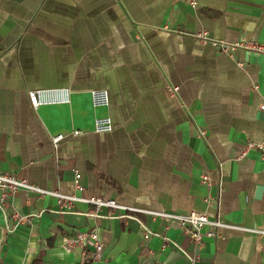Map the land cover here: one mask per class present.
<instances>
[{
	"label": "crops",
	"instance_id": "0c3cea01",
	"mask_svg": "<svg viewBox=\"0 0 264 264\" xmlns=\"http://www.w3.org/2000/svg\"><path fill=\"white\" fill-rule=\"evenodd\" d=\"M203 30L264 44V0H0V172L143 211L94 217L87 203L20 191L0 205V264H264V236L229 228L204 237L192 262L177 223L145 212L264 229V159L257 149L239 157L264 142V54L220 53L192 37ZM36 90L51 91L37 108ZM97 118L112 130L95 132ZM90 230L104 243L99 261L63 249Z\"/></svg>",
	"mask_w": 264,
	"mask_h": 264
},
{
	"label": "built area",
	"instance_id": "2783aa9c",
	"mask_svg": "<svg viewBox=\"0 0 264 264\" xmlns=\"http://www.w3.org/2000/svg\"><path fill=\"white\" fill-rule=\"evenodd\" d=\"M189 5L191 7L196 8L199 4V0H188ZM168 28V27H165ZM195 39L202 43L211 44L218 52L226 53L228 55H233L236 50L244 49L247 51H252L260 54H264V44L251 41V42H243L237 41L236 43L227 42L225 40H217L213 38L209 31L203 30L192 35ZM51 91L45 90H36L29 91V99L31 105L34 107H38L41 103L48 102L45 98L49 96ZM64 94L68 93V90L65 89L63 91ZM94 102L97 105L108 103V95L106 91H94ZM43 98V100H42ZM52 101H56L55 99ZM60 102V100H58ZM68 101V98L63 99V102ZM261 111L264 113V104L260 107ZM113 128L111 118H97L94 125V131L97 133H106L110 132ZM74 135H81V132L74 131ZM64 134H57L52 137V143L54 148H57L59 144L65 140ZM257 149L260 152L261 157L264 159V142L259 143H249L245 149L240 152L239 157L245 156L248 151ZM202 181L206 185H210L211 179L209 175L205 174L202 176ZM74 185L77 191L83 192L84 185L82 183L81 174L78 171L74 172ZM20 191H29L34 192L39 195H50L56 196L59 200V203L65 204L67 206H71L75 202L87 203L93 207V211L89 213V216L98 217L99 212L103 209L109 210H121V211H132V212H143L142 209L139 210L137 208L119 204L115 199H107L102 196H77V195H66L58 191H50L46 190L40 186H37L31 183L29 180L18 179L12 173L0 172V205L2 207L6 206L10 201V198ZM153 217H162L167 219L168 221H172L177 223L180 230L183 231V234L190 237L193 245H194V253L188 258L192 262H197L200 260L202 243L204 237L208 238H216L219 235L220 230L222 229H236V230H244L255 235L264 236V229H253V228H245L239 227L229 222H225L222 218L213 217L211 218L206 213L200 212H190L187 214H178L175 212H148ZM11 218L17 219L18 221L26 222L28 217L20 216L18 212L14 211L11 214ZM205 229V231H204ZM152 232L147 231L146 237H150ZM170 242L165 238L163 243V248H166ZM63 249L65 251H70L75 248H81L84 251V254L90 253V260L92 262L99 261L103 256L104 251V243L100 238L99 234L96 233L95 230L84 231V232H76L75 235L70 236L69 238H65L62 243Z\"/></svg>",
	"mask_w": 264,
	"mask_h": 264
},
{
	"label": "trees",
	"instance_id": "16d2710c",
	"mask_svg": "<svg viewBox=\"0 0 264 264\" xmlns=\"http://www.w3.org/2000/svg\"><path fill=\"white\" fill-rule=\"evenodd\" d=\"M37 261H38V260H37ZM37 261H36V262H37ZM36 262H35V263H36Z\"/></svg>",
	"mask_w": 264,
	"mask_h": 264
}]
</instances>
